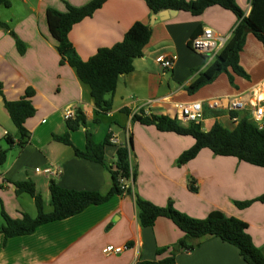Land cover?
Returning a JSON list of instances; mask_svg holds the SVG:
<instances>
[{
	"label": "crops",
	"instance_id": "crops-1",
	"mask_svg": "<svg viewBox=\"0 0 264 264\" xmlns=\"http://www.w3.org/2000/svg\"><path fill=\"white\" fill-rule=\"evenodd\" d=\"M91 1L11 0L12 6L5 7L11 12L9 16L0 14V20L26 46L25 54H20L16 38L0 28V83L9 101L20 100L32 88L35 94L31 101L36 109L34 117L26 122L29 144L23 149L17 145L11 148L6 163L0 166V230L5 225L3 210L14 219L38 214L35 199L29 194L18 195L15 182H33L44 206L52 210L53 181L68 190L109 193L114 180L108 167H115L120 145L130 149L131 165L137 170L136 183L122 182L123 195L66 220L44 224L31 235L6 240L0 234V264H137L158 260L160 249L168 250L162 258L169 257L185 234L163 217L154 226L143 227L137 197L159 207L172 202L178 211L195 219H205L219 211L242 220L249 225L255 245L264 252V203L255 202L245 209L236 205L264 195V168L233 157L215 156L208 149L180 166V156L195 144L192 137L160 132L154 125L133 121L134 115L141 112L179 118L176 105L180 103L234 98L251 90L264 81L263 44L248 34L240 64L249 79L230 70L233 84L223 73L190 94L187 89L216 61L213 54L194 51L192 39L209 28L226 44L238 24L236 15L221 6H212L200 16L177 11L163 20L152 14L145 0H108L70 32L69 39L81 60L88 61L99 49L121 42L139 21L151 27L152 38L144 56L135 60V70L120 78L112 112L100 116L97 123L91 90L73 67L62 63L47 21L49 9L65 13L68 5L80 8ZM235 1L249 16L252 0ZM162 55L178 57L172 70L157 63ZM79 109L86 115L87 128L70 132L75 148L85 150L87 130L96 144L104 143L109 135L118 141L105 149L107 167L78 158L73 147L54 140L55 135L68 132L67 113ZM217 122L229 130L238 126L228 113L207 111L202 130L209 132ZM7 135L19 141L18 129L0 96V142ZM38 168L51 172L38 173ZM108 246L127 248L121 254L108 256L103 253ZM177 263L247 264L237 247L215 237L204 238L192 252L179 253Z\"/></svg>",
	"mask_w": 264,
	"mask_h": 264
},
{
	"label": "trees",
	"instance_id": "trees-1",
	"mask_svg": "<svg viewBox=\"0 0 264 264\" xmlns=\"http://www.w3.org/2000/svg\"><path fill=\"white\" fill-rule=\"evenodd\" d=\"M108 0H92L84 7L68 5L67 12L62 13L53 9L47 12V21L51 36L58 44V51L62 63L67 62L73 67L80 81L89 86L91 96L96 106V122L100 116L112 112L114 108V95L119 80L124 75L131 74L134 62L144 56V50L152 38V29L143 22H136L125 34L123 40L110 48L99 49L88 61H83L78 56L72 45L69 35L73 27L84 19L93 16ZM152 14L157 15L165 10L189 12L194 16L202 15L212 6H221L232 11L238 18V24L232 36L216 56V61L202 73L199 78L187 89L194 94L204 86L214 82L221 74L226 73L230 82L234 83L232 72L245 79L249 75L240 64V54L243 51L248 34H253L264 46V0H252V10L249 16L238 6L235 0H145ZM11 0H0V7L10 8ZM0 28L10 32L16 38L10 26L0 20ZM20 54H25L26 46L16 38ZM35 91L29 88L26 96L18 101H9L0 83V96L4 100L13 123L18 129L19 141L16 142L12 135H7L2 141L8 146L3 148L0 142V166H3L8 157V152L15 145L25 148L30 142V133L26 122L36 114V109L31 101ZM134 122L143 125H154L160 132L175 133L181 136H190L194 139V146L184 152L178 164L185 165L197 158L204 149L210 150L215 156L233 157L241 162L264 168V129L260 130L249 117L244 115L235 130L224 128L218 122L209 132H204L201 125L189 123L185 126L178 118L166 115L135 114ZM68 132L63 136H54V140L74 148L78 158L85 159L107 167L105 163V149L112 143L111 135L104 143L96 144L93 135L87 130L86 148L84 151L74 147L70 132L87 128V118L82 110H77L75 117L67 120ZM132 149V138H130ZM117 163L115 167H108L114 180L111 191L105 195L98 192L75 191L60 187L56 182H51L50 193L53 210L45 211L43 197L38 194L33 182H15L17 194H29L35 199L37 216L31 217L23 214L21 218L14 219L4 210L2 217L5 225L0 234L5 239L33 234L39 227L51 222L66 220L74 217L91 206L102 205L116 195H123L125 188L122 182L136 183L137 170L132 168L130 149L120 145L117 150ZM194 181L190 180L191 188L196 192ZM129 188V192H130ZM255 202L264 203V195L251 201L236 203L240 209L250 207ZM136 204L139 209V218L143 227H152L159 218L171 220L185 235L170 252L169 257L162 258L168 251L160 249L157 252L158 260L141 261L137 264H178L177 255L181 252H192L202 244L206 237H215L223 242L237 247L247 264H264V252L258 248L249 233V225L242 220L229 217L222 212L215 211L205 219H195L178 211L172 202L166 207H159L149 201L137 197Z\"/></svg>",
	"mask_w": 264,
	"mask_h": 264
},
{
	"label": "built area",
	"instance_id": "built-area-1",
	"mask_svg": "<svg viewBox=\"0 0 264 264\" xmlns=\"http://www.w3.org/2000/svg\"><path fill=\"white\" fill-rule=\"evenodd\" d=\"M225 39L217 36V34L209 28L203 30V32L196 36L191 41V46L194 51L199 54H217L224 47ZM178 59L177 56H160L157 58V63L164 69L172 70L175 62ZM178 109V119L186 123H194L202 125L205 120V114L210 112H225L228 113L230 118L240 123L242 117L246 115L251 121L260 129H264V81L254 86L251 90L246 91L238 95L237 97H220L210 99L207 101H196L191 103H180L176 105ZM76 112H68L66 120L75 117ZM112 144H118L115 136H111ZM38 173H50V169L43 170L37 169ZM127 247H114L108 246L104 249L105 255H118L124 252Z\"/></svg>",
	"mask_w": 264,
	"mask_h": 264
},
{
	"label": "water",
	"instance_id": "water-1",
	"mask_svg": "<svg viewBox=\"0 0 264 264\" xmlns=\"http://www.w3.org/2000/svg\"><path fill=\"white\" fill-rule=\"evenodd\" d=\"M176 10H170V11H168V10H165V11H162V12H160L159 14H157V15H155V16H157L158 18H161V19H166L168 16H170V15H174V14H176Z\"/></svg>",
	"mask_w": 264,
	"mask_h": 264
},
{
	"label": "rangeland",
	"instance_id": "rangeland-1",
	"mask_svg": "<svg viewBox=\"0 0 264 264\" xmlns=\"http://www.w3.org/2000/svg\"><path fill=\"white\" fill-rule=\"evenodd\" d=\"M10 13H11L10 10L6 9L5 7H2L0 10V14H4V16H6V17H8ZM45 208H46L45 210L48 212L52 210V208H48V207H45Z\"/></svg>",
	"mask_w": 264,
	"mask_h": 264
}]
</instances>
